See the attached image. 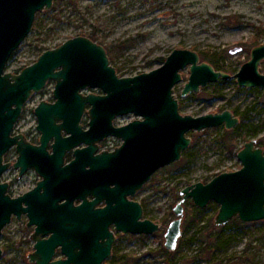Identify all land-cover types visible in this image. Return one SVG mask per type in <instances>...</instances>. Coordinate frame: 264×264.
<instances>
[{
	"label": "water",
	"instance_id": "95a60500",
	"mask_svg": "<svg viewBox=\"0 0 264 264\" xmlns=\"http://www.w3.org/2000/svg\"><path fill=\"white\" fill-rule=\"evenodd\" d=\"M53 5L54 0H0V176L9 166L4 163V154L14 143L19 153L14 165L21 173L36 158L47 157L54 161L53 166L61 163L57 147L49 155L45 144L52 135L60 140L61 131L66 129L75 134V142L72 137L61 139L65 148L75 144V183L49 185L48 178L33 190L12 197L7 183L0 182V236L13 215L26 213L28 225L35 226L30 262L108 264L119 232L151 235L162 227L145 217L143 204L134 197L160 168L181 159L192 141L188 132L221 125L233 129L240 121L231 109L198 116L183 114L175 93V86L183 80L181 71L189 66L182 96L233 77L239 86L264 88V72L260 70L264 43L251 49L250 58L235 74L202 60L196 50L175 48L161 66L125 76L111 64L104 45L89 36L76 35L44 50L19 72L6 71L10 57L32 31L37 14ZM49 81L55 82V100L42 99L34 107L42 146L26 144L38 152L34 156L12 131L24 106ZM87 88L102 91L84 93ZM129 113L137 118L114 125L116 116ZM85 114L87 128L81 122ZM110 134L121 138V145L95 154L98 141ZM237 157L242 164L239 169L221 172L207 182L191 183L180 191L182 198L173 207L175 218L164 234L169 251L178 248L183 235L184 203L189 198L201 208L218 203L214 218L218 226L235 217L243 222L264 220V147L252 138L238 150ZM67 187L75 191L65 192ZM63 198L66 200L61 202ZM58 250L61 257H57ZM3 254L0 247V258Z\"/></svg>",
	"mask_w": 264,
	"mask_h": 264
},
{
	"label": "rangeland",
	"instance_id": "374dc122",
	"mask_svg": "<svg viewBox=\"0 0 264 264\" xmlns=\"http://www.w3.org/2000/svg\"><path fill=\"white\" fill-rule=\"evenodd\" d=\"M93 33L120 75L155 69L175 48L196 50L210 63L215 57L235 74L250 58L257 34H261L259 43H264V0H54L51 10L37 14L32 31L10 57L6 71L19 72L38 58L42 48ZM235 48L239 50L233 52ZM260 70L264 72V60ZM181 72L183 80L175 93L183 114L231 109L240 121L233 129L221 125L188 132L192 141L181 159L160 168L134 197L143 204L145 216L162 227L151 235L119 232L112 255L127 264H240L241 258L249 261L242 263L264 264V220L218 226L214 223L216 202L199 211L201 207L187 199L178 248L169 251L164 245L166 227L175 218L172 209L184 187L239 169L237 148L246 141L257 138L264 147V88L239 86L233 77L182 96L189 66ZM54 84L48 83L47 92L32 96L29 113L52 94ZM31 232L25 222L4 228L0 264H36L28 257L33 251Z\"/></svg>",
	"mask_w": 264,
	"mask_h": 264
},
{
	"label": "flooded vegetation",
	"instance_id": "af4514ba",
	"mask_svg": "<svg viewBox=\"0 0 264 264\" xmlns=\"http://www.w3.org/2000/svg\"><path fill=\"white\" fill-rule=\"evenodd\" d=\"M97 42L99 43L98 40ZM52 82L54 81H49L48 83H52ZM47 90H48V87L46 86L42 91L44 93V92H47ZM101 91L102 90L99 88L98 89L87 88L83 92L84 93H89V92L101 93ZM45 99L48 101H54L55 99L53 96V92L52 94L47 96ZM38 103H36L33 106V108L31 109L32 112L29 113L28 111L29 104H30V100H29V102L24 106L21 117L19 118L18 122L15 125V128L12 131V135L18 136V141H21V145L23 147H26L25 149L28 150L30 153L35 154L34 156H38V152L34 151L32 147L31 148L27 147L26 144L28 143L31 146H35V147L42 146V142H41L42 133L38 129V120H37V116L34 113V107ZM135 118L137 117L131 113L118 115L114 118L113 123L115 126L118 127V126L127 124L128 122H130L131 120ZM88 121H89V118L85 114L81 121L84 128L88 127ZM56 123H61V120H57ZM68 137H72V141L75 142V134H73V132H68L66 129H63L61 131V139H66ZM56 138H57L56 135H52L45 144V150L49 155L54 154L55 147H57V151L55 153L58 156L62 155V162L61 163L56 162L55 164L56 166H53V163H51L53 160L49 161V158L47 157H42L40 159L36 158V161L33 164H30L25 169V171L21 173L20 167H15L14 165L18 157V154H19L17 144L14 143L4 154V163H9V166L2 172L0 176V182L7 183L8 193L12 197H18V196H21L33 190L35 187L39 185L40 182H43L45 180L47 181L48 178H49V185H52V183H55V182H60L61 186L67 182L70 183L74 181L75 183V144L69 148H65L64 141L61 139L57 140ZM70 143L72 142L70 141ZM121 143H122V139L118 138L114 134L105 136L103 139L98 141L99 146H98V149L95 151V154H99L102 151L114 150L116 147L121 145ZM84 145H85L84 143L81 144V146H84ZM36 163L38 166L36 165ZM71 188L73 187L65 188L66 189L65 192H67V189H71ZM73 189L75 191V188ZM41 191L43 192L44 188H42ZM65 200L66 199L63 198L61 202ZM78 202L79 201L77 200V203ZM14 222L15 223L25 222V227L29 230L32 229V232L35 229V226L28 225V216L26 213L22 214L21 217L13 215L11 223H14ZM32 232L29 235V241L32 242L34 246V241L31 239ZM58 253H59V250L57 254ZM58 257H61V256H58Z\"/></svg>",
	"mask_w": 264,
	"mask_h": 264
},
{
	"label": "trees",
	"instance_id": "16d2710c",
	"mask_svg": "<svg viewBox=\"0 0 264 264\" xmlns=\"http://www.w3.org/2000/svg\"><path fill=\"white\" fill-rule=\"evenodd\" d=\"M36 24L37 23H35V26H36ZM260 33L259 34H257V36H256V38L254 39V44L255 45H258V44H260L259 43V41H258V39H259V37H260ZM89 37H91L93 40H95V41H97V39H96V37H95V34L93 33V34H90L89 35ZM122 44H124L123 42H122ZM120 45H121V43H120ZM47 48H42L41 49V51H40V54L44 51V50H46ZM165 61V60H164ZM210 61H211V63L217 68V69H222V70H225V71H227V69H226V67H224V65H220V63H219V60L217 59V58H215V57H211L210 58ZM259 144V143H258ZM260 145V144H259ZM241 147H238L237 148V151L240 149ZM185 152V151H184ZM217 174H219V173H216L215 175H217ZM214 175V176H215ZM205 182V181H204ZM181 196H179V198H180ZM212 204V203H211ZM211 204H209V205H211ZM199 211H203L204 209L203 208H197ZM171 213H173V209H172V212ZM146 217V216H145ZM236 221H240L241 222V220L238 218V217H235V218H233L229 223H233V222H236ZM260 221V220H259ZM252 222H257V221H252ZM224 227V226H223ZM222 227V228H223ZM111 261H110V264H127V262L126 263H122L121 262V260H118V258H117V256L116 255H112L111 257ZM122 258H123V256H122ZM249 262L248 260H246L245 258H241L240 259V261H238V262H240V263H242V262ZM137 264V263H136ZM239 264V263H238Z\"/></svg>",
	"mask_w": 264,
	"mask_h": 264
}]
</instances>
